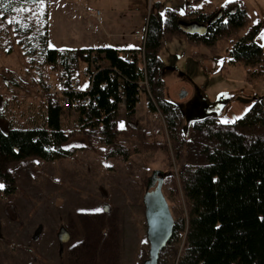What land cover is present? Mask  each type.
I'll return each mask as SVG.
<instances>
[{
    "label": "rangeland",
    "instance_id": "obj_1",
    "mask_svg": "<svg viewBox=\"0 0 264 264\" xmlns=\"http://www.w3.org/2000/svg\"><path fill=\"white\" fill-rule=\"evenodd\" d=\"M188 1L195 0H18L12 14L0 17V111L8 112L5 99L14 95L7 87L10 73L28 89L17 93L24 110L46 95L17 44V24L41 27L47 14L48 46L57 50L140 47L148 17L159 2L163 13L168 8L183 12ZM244 1L252 22H262L257 41L264 47V0ZM193 50L176 38L160 52L166 66L165 95L184 115L186 131L179 141L171 138L162 113L150 111L144 92L131 119L126 110L119 111L115 141L124 154L107 145L100 130L77 126L76 112H64L63 128L71 134L65 147L72 156L5 162L4 171L14 177L17 188L0 194V264H76L88 249L94 257L90 264H143L150 250L143 198L159 171L166 177L163 191L173 216L187 218L184 182L188 171L203 162L201 150L208 144L206 134L192 129L191 123L209 117L215 126L235 124L252 106L254 95L264 96V81H249L243 66L225 76L223 57L197 60ZM79 63L76 72L85 86V65ZM60 71L50 73V79ZM224 118L234 122L223 123ZM0 126L7 130L9 119L0 116ZM236 128L249 138L264 137V126ZM61 228L70 234L65 243L58 239ZM183 234L162 251L160 264H178L186 247Z\"/></svg>",
    "mask_w": 264,
    "mask_h": 264
},
{
    "label": "trees",
    "instance_id": "obj_2",
    "mask_svg": "<svg viewBox=\"0 0 264 264\" xmlns=\"http://www.w3.org/2000/svg\"><path fill=\"white\" fill-rule=\"evenodd\" d=\"M17 4L18 0H0V17L12 14ZM161 8L159 2L148 17L145 67L140 59L130 63L125 60L128 49L49 48L47 14L41 27H14L17 44L38 76L35 84L45 92L50 73L61 70L72 75L80 60H87L91 53L105 54L108 65L97 71L90 90L95 101L77 109L76 124L100 130L104 142L116 146V153L124 154L123 147L115 141L121 95L126 100V116L131 119L145 81L150 111L162 113L176 142L185 134L183 112L164 92L166 66L160 52L167 41H186L195 49L191 55L197 60L223 57L221 70L225 76L240 65L249 81H264V47L257 41L262 22H252L244 0H221L219 5L208 0L188 1L183 12L168 8L162 13ZM180 21L192 24V29L185 31ZM7 87L14 95L5 99L8 112L0 111V116L10 121L7 130L0 126L2 195L14 193L17 188L14 177L4 171L5 162L31 156L55 161L73 154L65 147L71 134L63 128L62 109L46 94L36 105L29 106V111L24 110V99L17 93L23 87L28 89L14 73H10ZM215 125L209 117L191 123L192 129L206 134L208 144L201 150L203 162L188 171L184 182L188 216L182 220L174 217L170 242L185 233L186 247L178 264H264V137L249 138L236 128L264 126V96L254 95L252 106L235 124ZM92 254L91 249L79 254L76 264H90Z\"/></svg>",
    "mask_w": 264,
    "mask_h": 264
},
{
    "label": "built area",
    "instance_id": "obj_3",
    "mask_svg": "<svg viewBox=\"0 0 264 264\" xmlns=\"http://www.w3.org/2000/svg\"><path fill=\"white\" fill-rule=\"evenodd\" d=\"M143 45L139 48L129 49L125 54V60L127 62H133L136 59H140L141 66L145 67V38L146 33L142 35ZM141 38V39H142ZM84 63V75L86 76V86L82 85L80 71L74 72L72 75H66L63 71L57 75L56 79L50 80L47 84L46 94L52 99L54 104H57L63 112H76L77 109L83 105H88L94 102L93 96L90 95V90L93 85V77L98 70H101L108 65V60L105 58L104 53L93 52L90 58L83 60ZM142 87L147 90V81L142 82ZM142 93L146 92L145 90ZM122 100L120 103L119 111H125V97L121 95ZM141 98V96H140Z\"/></svg>",
    "mask_w": 264,
    "mask_h": 264
},
{
    "label": "water",
    "instance_id": "obj_4",
    "mask_svg": "<svg viewBox=\"0 0 264 264\" xmlns=\"http://www.w3.org/2000/svg\"><path fill=\"white\" fill-rule=\"evenodd\" d=\"M185 31L192 29V24L180 21ZM184 94L182 96L184 97ZM165 175L157 172L144 194L147 237L150 243L149 258L143 264H159L162 250L172 239L175 219L170 204L163 191Z\"/></svg>",
    "mask_w": 264,
    "mask_h": 264
},
{
    "label": "flooded vegetation",
    "instance_id": "obj_5",
    "mask_svg": "<svg viewBox=\"0 0 264 264\" xmlns=\"http://www.w3.org/2000/svg\"><path fill=\"white\" fill-rule=\"evenodd\" d=\"M58 239L60 243H65L70 239V234L64 228H61L58 231Z\"/></svg>",
    "mask_w": 264,
    "mask_h": 264
},
{
    "label": "snow or ice",
    "instance_id": "obj_6",
    "mask_svg": "<svg viewBox=\"0 0 264 264\" xmlns=\"http://www.w3.org/2000/svg\"><path fill=\"white\" fill-rule=\"evenodd\" d=\"M38 2L40 3V4H42L43 3V0H38ZM86 86V85H85ZM238 119V118H237ZM222 122L223 123H229V122H234V121H229V119L228 118H224L223 120H222ZM121 127H123V124H121ZM4 187V185L2 184V183H0V188H3ZM96 211H100V209H96ZM219 227V226H218Z\"/></svg>",
    "mask_w": 264,
    "mask_h": 264
},
{
    "label": "crops",
    "instance_id": "obj_7",
    "mask_svg": "<svg viewBox=\"0 0 264 264\" xmlns=\"http://www.w3.org/2000/svg\"><path fill=\"white\" fill-rule=\"evenodd\" d=\"M142 35V34H141ZM136 38L137 39H140L139 38V35H136ZM105 47H107V46H102V45H99L98 46V48H105ZM138 46H129V47H126V48H124V49H130V48H137Z\"/></svg>",
    "mask_w": 264,
    "mask_h": 264
}]
</instances>
